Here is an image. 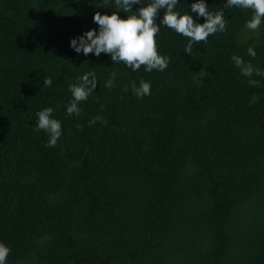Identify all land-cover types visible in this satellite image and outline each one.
Wrapping results in <instances>:
<instances>
[{
    "label": "trees",
    "instance_id": "trees-1",
    "mask_svg": "<svg viewBox=\"0 0 264 264\" xmlns=\"http://www.w3.org/2000/svg\"><path fill=\"white\" fill-rule=\"evenodd\" d=\"M195 2L179 0L175 10L203 23ZM101 3L0 0L6 264H264V76H244L232 60L264 71V21L253 33L251 9L205 0L209 11H224L225 32L189 54L188 38L161 25L156 41L168 67L133 71L71 47L88 30L98 34L97 11H118L114 0ZM89 72L96 88L79 115H68L69 86ZM141 80L151 94L137 98L132 84ZM47 107L61 123L55 147L36 131V113Z\"/></svg>",
    "mask_w": 264,
    "mask_h": 264
},
{
    "label": "clouds",
    "instance_id": "clouds-1",
    "mask_svg": "<svg viewBox=\"0 0 264 264\" xmlns=\"http://www.w3.org/2000/svg\"><path fill=\"white\" fill-rule=\"evenodd\" d=\"M110 2L111 0H102L99 8H107ZM114 3L118 11H113L111 15L101 14L99 11L94 14L93 20L99 25L98 34L95 29H91L71 40V47L77 53L83 52L85 56L95 54L97 57L101 53H106L115 63L123 62L133 71H138L141 66H144L148 72L164 71L168 67L169 59L159 54L156 41L161 25L188 38L189 42L185 46V52L189 54H191L194 44L207 43L209 36L227 30L224 11H209L205 0H196L191 4V12L205 18L203 23H197L190 14H181L176 11L179 0H148L147 3L144 0H114ZM133 5L142 6L133 12ZM232 7L253 11V16L245 27L258 34L261 23L264 21V0H226L225 8ZM160 9H164L165 12L162 20L157 23ZM120 11L132 14L121 18L118 14ZM247 51L250 56L255 57L254 48L249 47ZM232 60L242 75L251 77L255 72L258 76H264V71L254 68L251 63H245L241 57L233 55ZM110 75L111 79L106 82L108 88L113 86V81L116 78L115 72ZM77 79L79 83L69 86L73 99L66 109L68 115L80 114L79 103L86 101L97 85L94 72L85 73ZM249 84L256 86L258 81L250 79ZM51 85V78L45 77L44 86ZM125 91H127V87H125ZM132 91L137 98H143L151 94V85L149 82L141 80L139 87L135 83L132 84ZM256 100L257 97L254 96L250 103H254ZM52 113L51 107L36 113L38 116L36 131L43 130L48 133V147H55L62 135L61 123L52 118ZM101 119L97 116L89 123L92 124ZM103 122L106 123V121ZM9 253L10 249L0 243V264H6Z\"/></svg>",
    "mask_w": 264,
    "mask_h": 264
}]
</instances>
